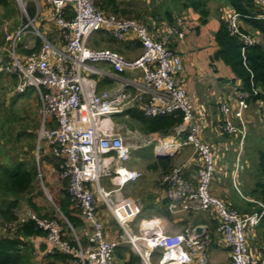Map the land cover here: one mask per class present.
<instances>
[{
  "label": "built area",
  "instance_id": "built-area-1",
  "mask_svg": "<svg viewBox=\"0 0 264 264\" xmlns=\"http://www.w3.org/2000/svg\"><path fill=\"white\" fill-rule=\"evenodd\" d=\"M14 1L27 23L23 25L21 21L18 31L10 37L12 54L2 70L16 76L13 93L31 90L37 97L36 163L39 165L41 157L48 153L59 159L60 178L67 180V193L84 225L79 235L76 234L50 193L47 199L54 210L51 216L39 217L24 208L15 223L0 225V232L14 230L26 221L34 222L45 232V256H64L63 264H125L115 256L121 244H128L142 264H153L150 256L154 252L159 254L156 264H212L209 258L212 241L204 226L198 225L202 227L200 234L194 233L195 226L170 234L163 231L158 220H143L136 236L129 223L140 214L141 208L116 194L126 184L136 182L141 173L125 165L130 160L132 146L114 128L112 117L129 110L147 118L180 112L183 121L177 126L175 136L160 138L155 154L165 157L174 151L193 148L196 155L160 176L159 186L164 192L167 211L207 212L216 222L214 242L228 250L229 264H264L254 259L248 246V239L264 216V205L249 199L258 210L240 215L210 194L216 158L200 137L205 112L194 107L184 86L178 84L183 72L182 59L170 47L169 36L182 32L154 33L143 22L106 14L95 6V0ZM253 3L259 13L248 18L264 21V0ZM29 9L32 15L28 14ZM243 17L246 16L231 8L221 15L230 34L242 40V52L259 43L258 38L241 31ZM43 21L50 22L52 29ZM36 24L43 32L38 31ZM28 27L33 29L34 44L28 53L17 54V39ZM96 34L120 42L133 40L141 53L130 59L110 49H95L89 43ZM100 81L108 82L111 87L99 91ZM256 94L255 90H234L231 103L219 101L220 129L240 137L239 153L231 171V184L239 194L238 178L243 170L240 152L247 131L244 113L249 107L248 99ZM188 171L193 172L192 180L184 176ZM102 177L110 178L116 188L113 198V192L100 186ZM99 200L121 228L120 239L108 238L107 226L98 210ZM62 223L70 229L75 245L63 239ZM80 237L86 239L85 246Z\"/></svg>",
  "mask_w": 264,
  "mask_h": 264
},
{
  "label": "rangeland",
  "instance_id": "rangeland-1",
  "mask_svg": "<svg viewBox=\"0 0 264 264\" xmlns=\"http://www.w3.org/2000/svg\"><path fill=\"white\" fill-rule=\"evenodd\" d=\"M182 0H129L125 3L124 7L131 9L134 12H141L143 21L145 24H150L154 30L157 32H162V30H168L171 34V31L176 30L177 32H182L181 35H174L169 36L170 44H177L180 46V54L178 55L182 59L183 64V72L181 76L185 77V84L183 86L187 92V95L190 99L193 100L192 96L196 97V99L200 103L203 101V106L206 108L207 104H210L211 107L214 108V114L217 112L216 122H220L219 120V104L218 96L220 93L225 91H231L233 84L232 79L233 75L230 72L229 68L222 64L220 61H213L210 58L212 57L215 51V44L213 40L214 33L216 32L219 24V19H221V15L225 12L226 8L221 3L212 0L208 6L210 10V17L208 20L207 25L200 26L198 22V16L195 12L188 11V12H181L179 14V7L178 4ZM179 2V3H178ZM13 8L9 11H4L0 8V163L7 164L10 161L18 159H26L29 162L35 157L36 149H35V134L38 128V124L33 117V104L37 102L35 95H33L31 90H28L24 94H16L13 93V80L12 76H9L5 73L2 69L9 63L10 56L12 54V41L11 36L15 32L18 31L20 26V22H23L25 25L24 18L21 17L20 9L18 8V4L13 0ZM129 5H132L130 7ZM169 12L173 17V23L171 26L162 19L164 14ZM29 14V13H28ZM154 15L155 17L153 18ZM162 20V21H161ZM44 25L47 24V27L52 29V25L50 22L43 21ZM182 24V25H180ZM38 31L43 32L40 28L39 24L35 25ZM173 28V29H170ZM196 29L200 31V34L194 35ZM53 32V31H51ZM251 34H254L250 32ZM249 33V34H250ZM250 34V35H251ZM256 38L257 35H251ZM7 37V39H6ZM9 37V38H8ZM34 32L33 29L28 27L26 31L17 39V47L15 48L17 54H21L19 49H28L31 48L34 44ZM108 38L105 34H96L91 39L89 45L94 47L95 49H110L114 52L120 53L115 49L118 48V45L122 44L123 42L115 41L111 39L110 43L100 42L99 40H106ZM98 41V44L96 43ZM11 45V47H10ZM176 50V49H174ZM136 49L133 48L128 50L127 53H120L126 57H134L136 55ZM213 61V62H212ZM140 74V73H139ZM179 78L177 79L178 82ZM216 98V101H215ZM218 99V100H217ZM191 100V101H192ZM229 100V98H228ZM225 101V100H222ZM227 101V100H226ZM225 101V102H226ZM215 102V104H214ZM221 102V101H220ZM202 103V102H201ZM220 105V106H219ZM35 107V104H34ZM201 107L203 112H205V108ZM197 108V106H196ZM204 114V113H203ZM216 117V115H215ZM204 118L205 125L202 127V132L204 129V133L208 130L210 124H208V118ZM202 118V119H203ZM244 120L246 122V137L244 139V144L241 146L240 152V160L244 164L245 168L241 172L242 174H248L249 176L252 174L256 166L258 165L259 158L258 155L260 152H264V104L258 102L257 104H250L248 109L244 113ZM112 122L114 124V128L121 132L126 138V143L133 145L132 148H135V152H130V158L132 160L126 163L125 165L129 166L130 163H139L142 168H147L151 163H153L152 152L155 147L158 145V141L160 138H164L158 134H143L135 129H131L129 126L124 124L120 121L118 116L112 117ZM200 122V121H199ZM217 122V124H218ZM236 123V122H235ZM37 125V126H36ZM178 127H175L171 134L168 136L173 137L175 136V130ZM33 132V143L32 146L29 147L30 137H28V132ZM24 132V133H22ZM201 132V135H202ZM224 133V132H223ZM19 134L20 137L16 138L15 136ZM225 134V133H224ZM208 137H210V133H206ZM187 136V132L182 135L183 138ZM229 138L225 140L226 146L225 148H221L217 146L218 142L215 143L212 141V145H216V149L218 153L221 154H228L229 158L231 159V163L235 161L236 155L239 153V135L237 137L229 136ZM167 137V136H165ZM201 140H202V136ZM224 139V138H223ZM211 150L213 146L211 143L206 142ZM138 148V149H136ZM185 149L180 154L176 156V159L172 161V166H179L185 160L190 157H195L196 153L194 152L193 148H189L188 151ZM180 151V150H179ZM173 153V152H172ZM171 153V154H172ZM215 154V153H213ZM170 153L167 154L169 156ZM132 156V157H131ZM36 158V157H35ZM34 158V159H35ZM139 161V162H138ZM35 164L36 159H35ZM38 174L37 180V196H39V200L42 204L46 206H50V210H52V214L54 213L53 207H51L50 202L48 201L47 197L50 194L51 188L47 184V172L41 166V163L36 166ZM218 166L216 165V169ZM139 172L141 175L144 173V170H140ZM162 172L160 171L158 176ZM41 176V178H40ZM141 178V177H140ZM217 181V180H216ZM249 180L248 182H251ZM218 183V182H217ZM215 184V181H214ZM211 186L213 184L210 183V194L212 197L216 198L211 192ZM243 188H240V193L244 194ZM245 195V194H244ZM124 199V198H123ZM133 201V200H132ZM134 202V201H133ZM136 203V202H134ZM138 204V203H136ZM24 204H21L19 209L17 210L18 214L24 212ZM234 211V210H233ZM191 212H179L171 214L174 216L175 219L184 217H188ZM200 214V218L203 220L204 215L207 212H197ZM141 214V213H140ZM196 214V213H193ZM208 214V213H207ZM211 217L210 214H208ZM140 216V215H139ZM198 216V215H197ZM197 216H191L192 218ZM208 217V218H209ZM173 218V217H172ZM200 219V220H201ZM207 219V218H206ZM208 222L210 220L207 219ZM182 222V221H181ZM178 223V224H181ZM131 227V225L129 224ZM187 227L186 225L179 226V230L182 232ZM165 233H169L167 230L164 229ZM180 233V232H179ZM205 233L209 236L210 240L212 241L209 246L212 247L213 242L215 241V237L211 230L209 231L207 228L205 229ZM172 234V233H170ZM123 235V233H122ZM213 235V238L211 237ZM248 246L252 250L254 254V259L258 262L259 260L264 263V223L255 229L248 239ZM152 259L153 264H156L159 259V254L152 253L150 258ZM210 258V253H209ZM211 261V260H210ZM34 264H43L41 260H39L36 256L34 257ZM48 264V263H46ZM58 264H61L58 262ZM229 264V263H228Z\"/></svg>",
  "mask_w": 264,
  "mask_h": 264
},
{
  "label": "trees",
  "instance_id": "trees-1",
  "mask_svg": "<svg viewBox=\"0 0 264 264\" xmlns=\"http://www.w3.org/2000/svg\"><path fill=\"white\" fill-rule=\"evenodd\" d=\"M123 1L124 0H95V6L106 14L143 22L141 21L142 13L125 8V3ZM211 1L212 0H182L180 3L178 2V7L180 9L179 14L188 11L195 12L198 16L199 25H207L210 17L208 4ZM214 1L221 3L226 9H234L242 16H246L247 18L243 17L241 20V31L246 34L250 32L254 33L250 34L257 35L259 43L246 47L242 52V40L231 35L224 21L219 19L218 28L213 36L215 51L210 59L213 61H220L229 68L233 75L232 84L235 88L234 90L242 92L257 91L256 95L248 99L249 106L250 104H257L258 102L264 104V21L248 18L256 16L259 13L253 0ZM12 4L13 0H0V8L4 11L12 10ZM28 13L32 15V10L29 9ZM152 16L153 18L155 17L154 15ZM156 17L155 19H158ZM162 19L166 21L169 26L173 23V17L169 12H166ZM199 32L200 31L196 29L194 35L200 34ZM99 41L110 43L111 39L108 37L106 40L100 39ZM96 43L98 44V41ZM176 46L177 44L170 45L173 50ZM20 52L28 53L29 51L22 49ZM12 80L15 86L17 82L16 76H12ZM104 83L105 81H100L98 88H101ZM106 84L109 83L107 82ZM118 117L120 121L131 129H135L143 134H158L162 137L171 134L172 130L183 121L180 112L147 118L136 110H129ZM28 133L27 135L30 137V141H32L29 143V147H31L34 134L32 131ZM15 137L19 138L20 135L17 134ZM34 158L35 157H33L30 162L26 159L17 158L7 164L0 163V225L15 223L18 219L17 210L21 204H24V206L35 212L39 217H48L46 214H41L42 208L37 206L33 200V197L38 194V172ZM258 158V165L256 169H254L257 177L254 179L253 184L244 190V194L250 199L259 201L264 205V152H260ZM58 165L59 163L56 164V167ZM153 167L158 168L164 173L172 167V158L169 156L157 158L155 164H150L148 169ZM62 186L63 189L60 191V195L57 199L54 198V201L67 222L72 226L76 234L79 235L84 223L80 218V213L75 203L70 199L67 193V180L62 181ZM230 208L240 215L250 214L258 210L257 206L252 202H246L241 206L239 204H234L230 206ZM199 215L198 213H189L186 216H188L187 219H189V221L191 220L194 226H196L201 219ZM191 216L197 217L192 218ZM263 223L264 216L258 227ZM62 228L63 239L69 241L71 245H75L76 243L72 236H70L71 232L67 224L62 223ZM214 229L215 226H212V233ZM44 236L45 232L38 229L32 221H26L17 225L14 230L8 229L0 232V264H34V257L36 256L35 246L32 243L25 242L24 239L41 238ZM211 237L213 238V235ZM80 242L83 246L86 245L85 238L80 237ZM115 256L125 264H142L140 257L131 250L128 244L119 245L115 250ZM54 258L61 263L66 261L64 256L55 255Z\"/></svg>",
  "mask_w": 264,
  "mask_h": 264
},
{
  "label": "crops",
  "instance_id": "crops-1",
  "mask_svg": "<svg viewBox=\"0 0 264 264\" xmlns=\"http://www.w3.org/2000/svg\"><path fill=\"white\" fill-rule=\"evenodd\" d=\"M129 0H124V3H127ZM125 5V4H124ZM130 7H132V5H129ZM127 8V7H125ZM129 9V8H127ZM131 10V9H130ZM149 26L150 29L155 30V27L153 28L152 26H150V24H147ZM200 33V32H199ZM135 48L136 49V55L134 57H127L130 59L136 58L140 55L141 53V48L139 47V45L137 44V42L130 40L127 42H123V45L120 44L118 45V48H116V51H119L120 53H127L128 50H131ZM28 49H25L26 51H30ZM176 52L177 53H181L180 52V46H176L175 47ZM24 50V49H23ZM126 57V56H125ZM12 78V77H11ZM178 84L183 85V83L185 84V77L184 76H180L178 77ZM107 82L104 83L103 86H101V88H98V90H104V89H109L111 87V84H106ZM234 86L232 87L231 91H225L219 94L218 98H220L219 100H227L229 103H231V97H232V93L234 90ZM33 93V92H32ZM33 95H35L33 93ZM36 97V96H35ZM189 97V96H188ZM191 98V97H190ZM193 100L192 104L194 105V107L197 109L199 107H204L203 101H201L202 99H200V103H198L199 101L196 99V97L192 96ZM229 98V100H228ZM37 99V97H36ZM218 100V99H217ZM216 101V98H215ZM202 102V103H201ZM36 104V103H34ZM33 104V117L34 120L36 121V124H38V117L36 115L35 112V107ZM211 104V103H210ZM210 104H207L206 108H205V117L208 118V124H210L208 130L204 133V129L202 132V141L203 142H209L211 143V146H213L212 141L217 143V146H220L221 148H225L226 143L225 140L228 139L229 137L227 136L228 134H224L223 131L220 129V124L218 122H216V118H217V112H215L214 114V108L213 106L211 107ZM215 104V102H214ZM36 106V105H35ZM216 115V117H215ZM219 120H220V116H219ZM205 125L204 123V118H203V126ZM37 126V125H36ZM206 133H210V137H208L206 135ZM35 134V133H34ZM231 136V135H229ZM36 138V135H35ZM224 138V139H223ZM133 146V145H131ZM216 147V145H214ZM212 147L213 150L212 153L214 157L216 158L215 160V164L218 166V168L216 169L215 166V172L213 174L212 177V181L211 184H213V186H211V192L213 193L214 196H216L217 199L221 200L224 205L228 208H230V206L234 205V204H239L240 206L245 204L246 202H249L248 200L250 199L247 195L244 194H239L234 187L231 184V171H232V167L235 161H233V163H231V159L229 158L228 154H221L218 153V150L215 147ZM35 149H36V141H35ZM135 148H132L131 151L135 152L136 150H134ZM138 149V148H136ZM189 148H187L185 151H188ZM182 151L184 150H180V151H174L172 154L169 155V157L172 158V161L174 159H176V156L178 154H180ZM152 157H153V163H151L152 165L155 164L156 159L158 157H156V154L153 150L152 152ZM132 157V156H131ZM136 158V161L137 162ZM132 160V158H130V160L128 162H130ZM188 160V159H187ZM185 160V162L187 161ZM127 162V164H128ZM130 163L129 166H127L129 169L132 170H144V173L141 175V178H139L136 182H132V183H128L125 186H123L122 188H120V190L116 193L118 194V196H120L121 198L124 199H129V200H133L134 202L138 203V205L141 208V214H139L134 221L130 222L129 224L131 225V231L134 235L138 236L139 235V223L143 220H158L160 222V224L164 227L165 230H167L169 233L175 234V233H179L181 232L179 230V226L181 225H186L187 227L190 226H194V223L189 219H187L186 217H184L182 220L181 218L179 219H175L174 216H172L171 214L174 213H169L166 209V202H165V196H164V192L162 190V188L159 186V178L160 176L163 174L161 173L159 176V172L160 170L158 168H151L148 169L147 168H142L140 166L139 163ZM139 162V161H138ZM41 166L43 167V169L46 170L47 172V184L49 185V187L51 188V195L53 196V198H58V196L60 195V191L63 189L62 186V181L60 178V161L59 159H57L54 155H52V153H48L47 155H43L41 157ZM59 165L56 167V164ZM191 164H193V161H190ZM242 163V162H241ZM243 164V163H242ZM174 166H172L171 168H173ZM171 168L164 172L167 173L171 170ZM245 166L243 164V170H244ZM242 170V171H243ZM185 178H187L188 180H192L193 178V172L188 171L186 172V174L184 175ZM257 177L255 171L252 172V174L249 176L248 174H242L241 177V173L239 174V187L243 188V192L244 190L249 187L251 184H253L254 179ZM217 180V181H216ZM249 180H252L251 182H248ZM215 181V184H214ZM218 182V183H217ZM100 186H102L107 192H113L111 193V198L114 197V190L116 189L115 187H113V185L110 182V178L107 177H102L100 179ZM39 196H35L33 197V200L35 202V204H37V206H39L40 208H42V212L41 214L44 215L46 214L48 217L52 215V210H50V206H46L44 204L41 203V201L38 198ZM98 210L102 216V219L104 220L107 229H108V238L109 239H120L122 237V230L119 227V225L116 223V221L114 220V218L108 213V211L106 210L105 204L99 200L98 202ZM23 208H27L26 206H24ZM231 209V208H230ZM19 216V214H18ZM206 217H204V219L200 220V222L198 223V225L200 226H204L205 229L207 228L209 231L212 229V226H215V223L211 217H209V215L206 213V215H204ZM173 217V218H172ZM209 217V218H208ZM210 220V222L207 221V219ZM182 221V222H181ZM181 224H178L180 223ZM214 222V223H213ZM196 225V226H198ZM186 229V228H185ZM184 229V230H185ZM25 242L27 243H32L35 246V254L36 257L41 260V263L46 264V263H52V264H58V261H56V259L52 256L47 257L45 256V250L47 247V244L45 242V237H41V238H26L24 239ZM216 241V240H215ZM157 252H154V254H156ZM210 260L212 262V264H228L229 263V256H228V250L226 248L220 247L218 246L215 242L212 244V247L210 248ZM152 257L150 258L151 263L152 262ZM61 263V262H60ZM63 264V263H61Z\"/></svg>",
  "mask_w": 264,
  "mask_h": 264
},
{
  "label": "water",
  "instance_id": "water-1",
  "mask_svg": "<svg viewBox=\"0 0 264 264\" xmlns=\"http://www.w3.org/2000/svg\"><path fill=\"white\" fill-rule=\"evenodd\" d=\"M156 157L160 158L159 156H156ZM201 232H202V227H200V226L194 227V233L195 234H200Z\"/></svg>",
  "mask_w": 264,
  "mask_h": 264
},
{
  "label": "clouds",
  "instance_id": "clouds-1",
  "mask_svg": "<svg viewBox=\"0 0 264 264\" xmlns=\"http://www.w3.org/2000/svg\"><path fill=\"white\" fill-rule=\"evenodd\" d=\"M242 26V25H241ZM161 158V157H160Z\"/></svg>",
  "mask_w": 264,
  "mask_h": 264
}]
</instances>
